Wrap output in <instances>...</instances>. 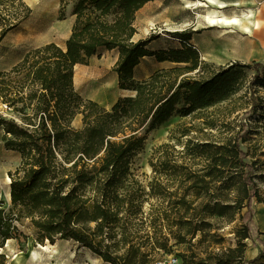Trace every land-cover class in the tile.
I'll return each instance as SVG.
<instances>
[{
	"label": "trees",
	"instance_id": "1",
	"mask_svg": "<svg viewBox=\"0 0 264 264\" xmlns=\"http://www.w3.org/2000/svg\"><path fill=\"white\" fill-rule=\"evenodd\" d=\"M149 1L75 0V22L65 48L49 42L28 50L10 71L0 70V98L21 114L18 122L0 113V126L7 136L5 145L18 150L22 158L12 174L10 207H4L0 199V248L8 239L24 235L17 222L29 219L36 243L73 239L107 262L132 264V259L126 257L135 246L126 240L124 244L129 246L124 254H118L117 242L110 241L116 237L114 229L128 221L121 215L127 200L119 190L128 179L134 156L145 148L149 132L173 116H188L237 92L243 68L251 64L232 63L207 77L161 82L164 73L182 67L193 71L202 61L191 42L195 30L170 32L180 41V47L151 49L149 43L158 37L155 34L132 39L137 31L136 12ZM2 13L0 3V27L9 25L0 33V41L18 23L10 24ZM101 48L118 50V85L136 92L120 97L111 110L92 100L85 101L74 88L76 65L87 64ZM145 56L176 66L158 70L140 81L135 78V70ZM259 64L254 65L256 74L260 73ZM260 83L264 86V78ZM79 113L84 126L74 129L71 120ZM193 148L215 162L214 166L224 165L231 157L235 163L249 167L240 183L241 200L215 202L213 212H239L243 238L250 237L254 200L264 203L255 175H249L255 164L244 161L237 142H196ZM94 183L95 195L86 196L83 189ZM132 201L130 198L129 204ZM244 206L247 209L242 212ZM90 223L96 226L92 228ZM245 248L243 244L242 251ZM235 259L236 264H264V251L250 261L240 251ZM230 261L224 258L219 264H233Z\"/></svg>",
	"mask_w": 264,
	"mask_h": 264
},
{
	"label": "rangeland",
	"instance_id": "2",
	"mask_svg": "<svg viewBox=\"0 0 264 264\" xmlns=\"http://www.w3.org/2000/svg\"><path fill=\"white\" fill-rule=\"evenodd\" d=\"M74 1L0 0L3 16L10 24L18 22L0 41V70L10 71L23 60L28 50L49 42L65 48L69 18L75 17L72 14ZM229 1H239V5L223 8L228 16L240 15L248 9H254L259 20L264 16V0ZM180 2L191 12H186L184 17H191L193 23L178 27L177 31L197 28L196 33L202 32L197 37L202 64L193 71L182 67L164 73L161 82L188 76L207 77L232 63L251 64L252 67L243 68V80L229 98L188 116H173L149 132L145 148L134 156L128 179L119 190L127 200L121 215L128 221L114 229L116 237L110 242H117L118 254H124L129 244H133L134 250L126 257L132 259V264H219L224 258H231L230 262L236 264L235 256L240 251L246 260L243 244L245 250L253 243L263 245L260 232L252 225L251 236L243 238L240 213L233 210L216 213L213 205L218 201L241 200L240 183L249 167L235 163L231 157L224 165L214 166L215 162H210L205 155H198L193 145L196 142L239 143L244 161L255 164L249 175H255L254 180L264 197V86L260 83L264 78V29L248 34L236 26H210L204 18L206 7L188 6L186 0ZM199 18L204 21L196 24ZM8 26L2 24L0 33ZM162 26L151 25V33L168 28ZM132 39L137 41L134 36ZM118 59L117 49L101 48L87 64L76 65L74 88L85 101L92 100L101 108L111 110L120 97L136 94L120 89L115 71ZM255 63L261 65L259 74H256ZM145 65L151 69L150 64ZM174 66L176 64L172 63L162 69L169 70ZM144 75L138 71V77ZM2 101L0 98V113L21 122V114ZM83 126V115L76 114L71 127L81 129ZM5 137L0 126V199L8 209L12 174L21 165L22 158L18 150L5 145ZM96 189L94 183L83 191L89 196L95 195ZM130 198L132 204H129ZM255 203L256 200L253 206ZM246 209L244 206L242 212ZM17 225L26 236L6 241L0 248V253L4 254L0 264H112L73 239L36 243L29 219H22ZM90 226L94 228L96 224L90 223ZM126 240L130 241L127 245L124 244ZM173 258L176 262L170 263Z\"/></svg>",
	"mask_w": 264,
	"mask_h": 264
},
{
	"label": "crops",
	"instance_id": "3",
	"mask_svg": "<svg viewBox=\"0 0 264 264\" xmlns=\"http://www.w3.org/2000/svg\"><path fill=\"white\" fill-rule=\"evenodd\" d=\"M186 12H190V10H188L180 0H151L147 2L136 12L135 25L137 27V32L134 35V39H146L152 34H155L158 35V37L149 43L151 49L180 47L181 43L175 42L174 40L178 39L173 37L170 32L177 31L178 27L188 26L193 23L191 17H184ZM69 19V31L66 35L65 42L71 35L72 27L75 22L74 16H70ZM260 20L262 24H264V16ZM200 21L204 20L199 18V21H197L196 24H199ZM155 23L168 28H165V31L151 33L150 26ZM193 29H195V31L197 30V28ZM200 35H202V32H195L191 40L192 44L197 48V37ZM157 41L160 42L156 44ZM145 64H150L151 69H148ZM170 64L172 63L169 61H157L153 56H145L136 67L135 78L138 80L144 79L153 72L168 67ZM138 71H142L146 76L138 77ZM253 209V226H256L260 232L259 239L263 242V245L260 246L253 243L252 246L247 247L245 250V258L247 261L256 258L262 251H264V203H255Z\"/></svg>",
	"mask_w": 264,
	"mask_h": 264
},
{
	"label": "bare ground",
	"instance_id": "4",
	"mask_svg": "<svg viewBox=\"0 0 264 264\" xmlns=\"http://www.w3.org/2000/svg\"><path fill=\"white\" fill-rule=\"evenodd\" d=\"M188 6L196 5L206 7L204 13L205 22L210 26L219 27H239L243 32L252 34L255 30L260 29L263 31L262 22L257 18L254 9L243 11L240 15L228 16L223 11V8L228 7L230 4L239 5V1L233 3L229 0H186ZM10 182V178L8 177ZM19 257V254H17Z\"/></svg>",
	"mask_w": 264,
	"mask_h": 264
},
{
	"label": "built area",
	"instance_id": "5",
	"mask_svg": "<svg viewBox=\"0 0 264 264\" xmlns=\"http://www.w3.org/2000/svg\"><path fill=\"white\" fill-rule=\"evenodd\" d=\"M169 262H170V263H171V262H176V259H174V258H173V259H170ZM161 263L164 264L163 262H161Z\"/></svg>",
	"mask_w": 264,
	"mask_h": 264
}]
</instances>
